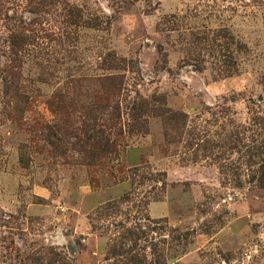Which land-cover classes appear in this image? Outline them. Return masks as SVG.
<instances>
[{
    "label": "rangeland",
    "instance_id": "1",
    "mask_svg": "<svg viewBox=\"0 0 264 264\" xmlns=\"http://www.w3.org/2000/svg\"><path fill=\"white\" fill-rule=\"evenodd\" d=\"M0 264H264V0H0Z\"/></svg>",
    "mask_w": 264,
    "mask_h": 264
},
{
    "label": "trees",
    "instance_id": "2",
    "mask_svg": "<svg viewBox=\"0 0 264 264\" xmlns=\"http://www.w3.org/2000/svg\"><path fill=\"white\" fill-rule=\"evenodd\" d=\"M91 140L94 142L95 141V138L93 137V138H91ZM104 142L105 143H103L102 139L100 140V143H99L100 144L99 145L100 148L103 147V146H105L104 149H108L109 148V141L107 139H104Z\"/></svg>",
    "mask_w": 264,
    "mask_h": 264
}]
</instances>
